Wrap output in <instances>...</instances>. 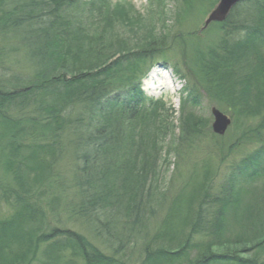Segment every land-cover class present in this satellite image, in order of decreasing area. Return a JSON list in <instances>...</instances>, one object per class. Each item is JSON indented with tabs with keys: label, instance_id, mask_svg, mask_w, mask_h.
<instances>
[{
	"label": "trees",
	"instance_id": "16d2710c",
	"mask_svg": "<svg viewBox=\"0 0 264 264\" xmlns=\"http://www.w3.org/2000/svg\"><path fill=\"white\" fill-rule=\"evenodd\" d=\"M208 2L211 8L218 0ZM106 4L0 0V35L20 34L34 63L26 86L10 83L12 89H0V207L8 212L0 220V264H119L77 233L45 228L53 213V200L48 203L45 196L54 191L63 165L75 183L68 214L83 221L91 217L92 225L103 216L104 226L119 224L134 242L142 233L141 219L146 218L144 234L151 232L145 186L154 174L156 144L165 137L166 125L160 117L164 106L147 99L140 82L150 64L165 54L161 45L166 37L114 49L102 34L92 35L89 26L107 11ZM214 27V41H188L182 49V57L201 78V91L194 85L185 90L192 107L203 94L226 106L232 116L235 111L238 119L243 115L241 121L264 120V0H242L224 22L209 29ZM189 36L194 37L183 39ZM174 70L179 74L177 66ZM182 119L187 132L205 126L195 113ZM254 152L240 161L237 176L223 180L217 194L211 195L212 185L202 181L175 196L152 240L181 233L179 222L173 223L179 215L173 213L185 195L190 202L189 208H180V227L188 233L175 249L147 245V264L187 258L195 247L202 250L190 264H264V259L259 263L253 258L254 253L264 258V145ZM240 197H248L247 202ZM229 219L240 221L239 233L221 241ZM194 235L204 245L194 246ZM121 236V231L116 234L119 242Z\"/></svg>",
	"mask_w": 264,
	"mask_h": 264
},
{
	"label": "rangeland",
	"instance_id": "374dc122",
	"mask_svg": "<svg viewBox=\"0 0 264 264\" xmlns=\"http://www.w3.org/2000/svg\"><path fill=\"white\" fill-rule=\"evenodd\" d=\"M107 1V11L104 9L98 13L100 15L99 20H96L95 25L89 26L92 35L102 34V37L105 36L112 42L114 49H133L141 46L145 41L157 43L156 40L166 37L163 45L160 44L165 48V54L150 64L148 73L140 82L144 96L153 102H160L164 106V110L159 111L160 117H164L166 125L165 137L160 138L156 144L155 160L158 162L153 167L154 174L152 173L153 176L145 186L144 195L148 190L145 200L147 209L145 217L150 218L152 215L148 224V229H151V232L149 235L144 234L147 231V223L146 218L141 219L142 233L134 242L132 236L127 235L128 232L119 224L104 226L103 216L92 225L91 217L83 221L73 215L71 216L70 213L68 214L66 205L75 192V183L72 180L70 168H67L66 165L59 169L60 178L54 186V191L45 196L48 203L53 200V204L50 206L53 213H51L49 221L46 222L45 228H60V231L77 233L92 246H95L94 248L98 249L106 258L116 263L147 264L144 253L147 245L150 249H156L160 246L175 249L176 243L183 240L184 234L188 233L187 227H180L182 223L180 221L184 214L180 208H189L190 202L185 195L184 198L180 199L178 207L174 209L173 213L179 215L173 223H176L177 226L179 222L177 227L181 233L177 235L170 233L165 237L158 236L156 240H152L155 235L154 231L168 215L169 208H173L170 203L175 199V196L183 191H189L188 189L202 181H209L212 185L211 195L217 194L218 187L222 186L221 183L226 177L237 176L236 168L240 167V161L253 156L254 151L264 145V120L254 118L241 121L239 119H242L243 115H240L238 119L235 111L232 116L231 111L226 106L209 100L203 94L200 95L198 104L192 107L191 98L185 91L192 85L201 91L198 87L201 80L197 79L200 76L196 77L190 65L191 62L182 57V49L185 48V43L188 41L189 43L193 41L202 44L215 40L217 37L214 35L217 32L216 27L212 29H209L211 25L206 28L203 27L206 16L218 2L210 8L208 0H187L188 6H185L182 0ZM109 4L112 7L108 8ZM189 34L194 35V37L189 36L190 39L184 40L183 37ZM176 66L180 69L179 74L174 70ZM33 71L34 63L30 60L21 43L20 34L5 32L0 35V89H12V86L8 85L10 83H15L18 87L26 86ZM13 79H16L15 82H12ZM211 108L217 109L231 120V125L221 136L212 132ZM190 112L198 115L201 122L205 124L199 132L185 131L183 121L185 119L182 118ZM234 120L236 124L233 123ZM240 135L246 136L242 138ZM121 160L126 159L121 158ZM128 164L126 163V165ZM240 198L243 204L248 200V197ZM195 206L196 204H193L190 209L195 208ZM7 217L6 209L0 207V220H6ZM97 217H101V215L98 216L97 214ZM229 221L226 236H223L221 241L232 240L234 235L239 233L240 221L233 219H229ZM93 226L96 227L100 236L95 233ZM120 231L123 234L120 238L121 242L116 238V234L118 235ZM112 233L114 236H112L110 243L108 236ZM191 242L194 243V246L195 244L204 245L202 243L204 242L203 238L200 239L199 235H194ZM44 246L41 245V248ZM195 248L187 258L179 257L176 259L178 261L159 259L155 263L151 261L148 263L190 264L197 258L198 252L202 250L198 247ZM254 255L256 257L253 258L258 259L257 262L259 263L261 262L260 259H264L258 253H254ZM244 256L247 257L248 255L244 254ZM74 262L75 264H83L81 260H74Z\"/></svg>",
	"mask_w": 264,
	"mask_h": 264
},
{
	"label": "water",
	"instance_id": "95a60500",
	"mask_svg": "<svg viewBox=\"0 0 264 264\" xmlns=\"http://www.w3.org/2000/svg\"><path fill=\"white\" fill-rule=\"evenodd\" d=\"M239 1L241 0H219L217 7L204 21V28H206L211 23L223 22L227 18L229 12ZM210 112L213 117V133L219 136L223 135L230 125V120L215 108H212Z\"/></svg>",
	"mask_w": 264,
	"mask_h": 264
},
{
	"label": "bare ground",
	"instance_id": "6f19581e",
	"mask_svg": "<svg viewBox=\"0 0 264 264\" xmlns=\"http://www.w3.org/2000/svg\"><path fill=\"white\" fill-rule=\"evenodd\" d=\"M218 3H219V1H218ZM218 3L215 5V7L214 8H212V10L208 13V15L206 16V18L209 16V14L217 7V5H218ZM232 11V10H231ZM230 11V12H231ZM230 12H229V14H230ZM228 14V15H229ZM211 24H209L207 27H209ZM204 28V27H203ZM142 90V89H141ZM143 92V91H142Z\"/></svg>",
	"mask_w": 264,
	"mask_h": 264
}]
</instances>
